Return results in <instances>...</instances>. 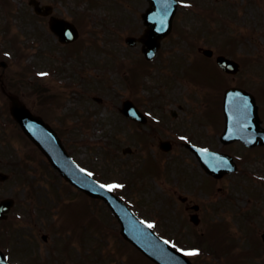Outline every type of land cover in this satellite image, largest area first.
Wrapping results in <instances>:
<instances>
[{"label": "rangeland", "instance_id": "obj_1", "mask_svg": "<svg viewBox=\"0 0 264 264\" xmlns=\"http://www.w3.org/2000/svg\"><path fill=\"white\" fill-rule=\"evenodd\" d=\"M27 1L8 0L7 7L6 4L0 6V59L10 63L6 70L1 71L0 68V78L5 80V87L12 91L11 94L15 93L16 97L32 105L34 111L42 113L50 123H55L57 129L62 131L67 149L74 159L91 170L99 181L113 185L117 178L130 177L134 186L139 188L135 194L126 193L124 199L134 208H136L134 199L137 200V203L141 204L139 211L143 216L151 217L152 221L157 222L156 230L168 235L171 241L174 240L177 245L183 247L181 249L185 252L197 254V249L189 245H193L195 240H202L205 243L211 241L208 238V234L211 233L208 227L212 221L227 224L225 219L231 224L227 226L230 234L224 227H219L214 233V247L227 255L229 264H234L235 260L241 257L236 255L234 244L245 243L243 240L245 233L248 239L251 238V242L261 244V233L264 232L263 148L248 152L243 147L234 145L223 147V150L235 155L240 169L219 181L213 179L202 181L199 176L202 167L189 151L177 155V158H170V155L161 158L163 163L166 162L162 167L166 170L165 174L169 172L167 177L165 174L159 175L157 182L148 178L146 186L143 175L137 172L139 169L133 165L137 155L142 153L141 142L138 143L140 138H137L127 125L122 126L123 118L117 114L122 95L127 93V87L125 89L123 83L126 73L122 71L124 68L109 74L102 72V69L106 63V65L123 63L118 62L119 57L122 56L131 55L139 59L143 57L139 46L128 47L123 39L128 34L138 35L142 31L140 13L146 6L145 1L42 0L53 2L57 13L65 15L72 21L77 20L81 25V40L74 47H65L64 51L59 53H57L59 44L56 36L49 30L46 19L35 16ZM258 2L256 0H184V6H181L176 16L177 31L171 39L164 42L161 56H158L157 61L151 63L159 69L153 70L154 73L147 78V83L143 86L145 95L149 97L156 95L155 102L149 99L147 105L152 109L154 105L159 104L158 102L172 103L173 107L181 104V110L175 108L179 113L178 118L175 119L169 115L167 107L163 113L167 116L166 122L169 121L172 127L185 133H190L189 129H191L192 136L198 129L196 132L204 136L203 140L199 139L203 144L219 146L216 139L208 133L211 130L215 134L213 128L209 129L210 123L212 126L213 122L216 126L219 123L217 86L210 88V97L207 99L213 104L212 108L208 109L213 122L211 120L209 122L201 112L192 111L206 109L203 103L206 88L196 86L194 80L186 73L183 76L178 75V62L181 64L183 55L189 57L192 53H185V49L179 51L177 50L179 47L174 46L175 42L183 46L186 42L179 38L177 32L187 30L190 35L197 36L203 32V40L194 43L219 47L220 52L223 51L239 60L242 69L234 83L255 90L258 96L261 89L259 87L264 88V0ZM207 8H210L212 13L208 12ZM81 13L87 16L85 14V17L80 16ZM7 23L9 31L6 33L4 27ZM11 38L18 45L28 46L21 48L23 49L19 54L21 61L13 56L11 46L14 45V41L10 44ZM32 42L35 44L32 45ZM50 50L55 53H51ZM76 52H80L79 56L75 55ZM189 64L191 60H187L185 65L181 64L183 65L181 72ZM52 65L58 67L61 77H67L64 82H70L69 86H72V89L62 91L63 87L59 85L62 80L50 74L41 81V84L39 83L34 71L44 67L48 71ZM90 65H94L95 68ZM209 65L206 61V80L212 84H220L223 76L217 71L213 72V75ZM197 69L202 73L199 67ZM22 81L28 85L21 83ZM167 82H170V87H167ZM230 82L232 83L231 79H228L220 86ZM134 83L136 84V80ZM36 85L39 87L41 85L38 90H42L44 94L53 91L59 93L55 95L59 100L55 111H46V108L40 105L41 99L37 98L39 92L35 89ZM192 86L197 87L194 98L190 97ZM95 97H101V100L97 101ZM57 98L53 100L56 101ZM258 98L261 99L258 103L264 116V99L261 95ZM9 102L8 96L0 90V121H2L0 160L2 167L13 174V179L3 185L6 187V193L15 194L20 200L16 213H19L23 219L21 223L14 224L17 226L16 232L11 236L9 247L10 250L20 249L18 253H12L11 259L16 260L15 264L19 263L18 260H23L24 263L34 261L42 264H126L128 256L132 259L129 254L135 255L134 262L130 264H152L131 245L123 246L124 244L111 233V227L116 230L118 223L102 202L75 196L77 193L71 191L64 183L61 185L55 170H48L34 145L17 135L20 132L16 125L14 128L11 125L4 126L9 117L3 109L9 105ZM150 136H148L149 144L158 156L159 137ZM125 146L133 149L131 155L122 154ZM147 157L154 161L152 157ZM152 161H148L147 166L151 165ZM11 163L16 165L13 166ZM35 165H38V173ZM158 170L160 171V168ZM41 173L47 175L43 176ZM192 173L195 178L192 177ZM32 179L35 180L33 187L29 184ZM18 181L23 185L19 186ZM29 186L34 199L27 195L30 191ZM54 190L58 192V196ZM179 193L190 197L191 202L197 203L201 208L200 225H193L188 220L190 212L184 209L177 199ZM132 195L136 198H131ZM67 196L73 197L66 200ZM63 200L66 201L62 202ZM61 203L66 204L62 218ZM31 205L36 208V212L33 216L31 213L28 216ZM40 205L42 207L39 208ZM47 214H50L49 218ZM235 215H240L239 220ZM41 218L45 223L49 221L47 224L51 226L50 229L46 225L45 227L40 225ZM98 221L102 224L100 225ZM35 223L39 227H32ZM59 223L63 225L62 232L58 228ZM242 226L246 228L244 235L235 236L241 234L239 231L242 230ZM42 233L47 234V241L40 237ZM68 241L70 243L66 248L65 243ZM249 244L250 242L245 246ZM243 260H245L243 264H254L251 259ZM257 264H261L260 261Z\"/></svg>", "mask_w": 264, "mask_h": 264}, {"label": "water", "instance_id": "obj_2", "mask_svg": "<svg viewBox=\"0 0 264 264\" xmlns=\"http://www.w3.org/2000/svg\"><path fill=\"white\" fill-rule=\"evenodd\" d=\"M153 4L154 3L152 2V5ZM156 8L157 7H153L154 10L152 12H155ZM148 15L149 14L146 15V18ZM65 24L66 22L57 21L52 26V29L56 33L61 34V28ZM160 26L161 23L159 26H156L155 22H150V31L148 32L145 40H151L153 42V46H150L152 48L157 46L159 37L163 31ZM70 32L74 35L73 30L70 29ZM248 99H250V97H248ZM12 110L17 119L20 120L24 131H26L31 139L39 145L41 150L49 157L50 161L53 162L56 168L62 172V174L69 181L76 183L78 187L85 190L92 196L101 197L109 203L112 210L116 212V215L122 223V233H124L126 238H129L145 254L150 255L152 259L159 264H189L180 254L172 252V250L169 249L165 243L158 241L154 236L150 235V232L142 225V223L136 220L134 216H132V214L125 209L121 202L112 196L110 191H108L105 187H101L95 181L91 179L89 180L87 175L83 171H80L73 161H69L65 151L62 149L60 140L57 139L56 134L49 128L48 125H45L38 117H33L28 109H24L17 103H14ZM228 111V121L231 123H234L232 121L233 116L234 118L237 117V119L245 116V113L242 110L237 112V109L229 108ZM254 111L253 102L252 99H250V106L247 111V114H249L248 116L253 114ZM250 118L251 116L248 117L247 120H250ZM237 119L236 121L238 122ZM227 132H232V128L229 127Z\"/></svg>", "mask_w": 264, "mask_h": 264}, {"label": "snow or ice", "instance_id": "obj_3", "mask_svg": "<svg viewBox=\"0 0 264 264\" xmlns=\"http://www.w3.org/2000/svg\"><path fill=\"white\" fill-rule=\"evenodd\" d=\"M41 75H46V74H41ZM89 175H90V173H89ZM101 187H105V186L101 185ZM106 187H108V189L111 190L114 187H120V186L119 185H108ZM148 227H152V225L149 224ZM165 243H167V241H165ZM195 254H196L195 252L185 253V255H195Z\"/></svg>", "mask_w": 264, "mask_h": 264}]
</instances>
